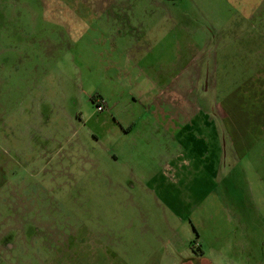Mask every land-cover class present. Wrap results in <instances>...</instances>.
<instances>
[{
  "label": "rangeland",
  "instance_id": "1",
  "mask_svg": "<svg viewBox=\"0 0 264 264\" xmlns=\"http://www.w3.org/2000/svg\"><path fill=\"white\" fill-rule=\"evenodd\" d=\"M1 182L3 264L263 259L264 0H0Z\"/></svg>",
  "mask_w": 264,
  "mask_h": 264
},
{
  "label": "crops",
  "instance_id": "2",
  "mask_svg": "<svg viewBox=\"0 0 264 264\" xmlns=\"http://www.w3.org/2000/svg\"><path fill=\"white\" fill-rule=\"evenodd\" d=\"M246 16V15H245ZM187 29L186 27H184V30ZM189 33L191 32V30H188ZM185 32V31H184ZM201 33H204V31H200ZM118 33H120V31H118ZM186 33V32H185ZM194 34V32H193ZM191 37V36H190ZM159 83V75H156L152 77L151 81L149 82V93L151 95L148 96V98L150 99V101L152 102L153 98L155 99V93H154V90H155V86ZM154 87V88H153ZM31 92V91H30ZM98 98L102 99L106 105V111L102 112V113H106L108 115H111L113 114V111H115V105L113 106H109L108 104V99L107 97L106 98H103V97H99ZM31 100V106H32V109L31 111L28 113V117L26 118V112L25 111H22L19 113L18 115V120L20 121V124L18 125V131H19V135L21 136V138L23 137L24 135V130L23 129H29L25 134H28L29 133V137H30V142L29 143H33L35 142V138L38 137H43L44 138V141L46 143H51V144H59L61 140H63L64 142V145L66 146L67 144L69 145L68 143V140L66 138H60V134L63 133V129L60 127L59 124H57L58 122H56V120L53 118L54 116H51V115H43V114H37L38 117H36V115H34V103L33 101L35 102V99H32L30 98ZM150 102V104H151ZM21 104V102H20ZM150 115V114H149ZM155 116L156 118V126H159V122H158V119H160L162 121V123H160L163 128L167 129V130H177V124H175V113L174 114H170L169 116H167L166 114L164 113H160L158 110H155L153 111V113H151L150 116ZM152 116V117H153ZM38 118V120L36 119ZM67 118V115L65 114V119ZM55 120V121H54ZM72 121V117L69 116V119H68V122H71ZM188 122V118L187 117H183V120H182V124L185 125L187 124ZM66 126H68V123L65 122ZM49 127H54L53 129V133H48L46 132L45 130L48 129ZM125 128V127H124ZM122 128L124 130V136L128 135V132L130 131L128 126H127V129L125 128ZM50 134V135H49ZM59 141V142H58ZM46 145V144H45ZM43 145V144H40L39 145V149L40 150H46L47 147ZM4 190H3V183L1 182L0 184V212L2 210L5 209V197H4ZM242 219V218H241ZM241 219L239 220V223H238V227H240V230H241V234L242 235H245V233H247L248 235V232L251 230L250 229V226H253L254 229L257 227L255 226V223H258L259 220L258 218H254L253 220H248V219H245L243 217V223L241 224ZM4 220L0 221V231L3 232L4 230ZM264 223V221H263ZM228 235H233L231 233H229V230H228ZM241 235V236H242ZM217 238V236H215ZM243 238V237H242ZM245 238V237H244ZM2 242L3 240L0 239V245H2ZM244 243L241 245V248H243V254H244V257L243 259H246L247 261H244V262H241L240 264H264V257L263 259H255L257 257L253 256V252H251L250 250V242H248L247 240L246 241H243ZM226 244H230L229 242H227ZM200 246L198 245V248ZM199 252V251H198ZM246 254V256H245ZM204 254L203 253H198V257L196 259V263H201V262H206L208 264H223L224 261H219V259L217 258L215 261H209V260H205V258L203 259V256ZM242 259V257L240 258ZM258 262V263H257ZM4 263V257L2 254H0V264H3ZM228 264V263H226Z\"/></svg>",
  "mask_w": 264,
  "mask_h": 264
},
{
  "label": "built area",
  "instance_id": "3",
  "mask_svg": "<svg viewBox=\"0 0 264 264\" xmlns=\"http://www.w3.org/2000/svg\"><path fill=\"white\" fill-rule=\"evenodd\" d=\"M94 104L96 105L97 112H103L106 109L104 101L100 98L94 99Z\"/></svg>",
  "mask_w": 264,
  "mask_h": 264
},
{
  "label": "trees",
  "instance_id": "4",
  "mask_svg": "<svg viewBox=\"0 0 264 264\" xmlns=\"http://www.w3.org/2000/svg\"><path fill=\"white\" fill-rule=\"evenodd\" d=\"M91 101L94 103V97H93V98H91Z\"/></svg>",
  "mask_w": 264,
  "mask_h": 264
}]
</instances>
